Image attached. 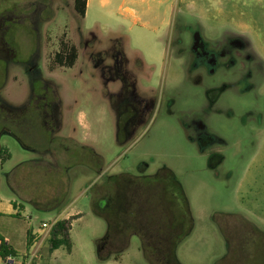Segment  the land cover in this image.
I'll list each match as a JSON object with an SVG mask.
<instances>
[{
  "label": "rangeland",
  "instance_id": "obj_1",
  "mask_svg": "<svg viewBox=\"0 0 264 264\" xmlns=\"http://www.w3.org/2000/svg\"><path fill=\"white\" fill-rule=\"evenodd\" d=\"M196 33L264 56V0H90L83 19L74 0H0V199L19 213L0 223L18 245L45 221L70 229L53 252L46 231L32 264H151L135 228L99 259L94 206L107 176L164 166L193 217L183 264H264V60L195 66Z\"/></svg>",
  "mask_w": 264,
  "mask_h": 264
},
{
  "label": "trees",
  "instance_id": "obj_2",
  "mask_svg": "<svg viewBox=\"0 0 264 264\" xmlns=\"http://www.w3.org/2000/svg\"><path fill=\"white\" fill-rule=\"evenodd\" d=\"M74 2L75 9L83 19L88 0ZM58 56L61 57L60 54ZM76 58L77 53L73 48L66 60L72 66ZM216 155L222 160V154L218 153L211 154L210 159ZM102 187L106 203L103 206L96 202L94 206L95 212L107 221L105 236L96 241L99 259H110L113 254H105L103 248L121 239L125 245L116 253L113 252L117 254L115 258H119L118 253L123 252L129 244L131 233L128 234L127 230L135 228L136 232L133 233L139 235L141 250L151 264H183L178 258L177 248L191 233L194 223L188 198L173 170L164 166L156 174L137 177L112 174L106 177ZM135 188L140 190L137 189L136 195L132 198L135 191L132 193L131 191ZM69 230L64 220L53 226L51 251L61 245H66L70 249ZM16 255V250L0 234V258L5 260L8 256Z\"/></svg>",
  "mask_w": 264,
  "mask_h": 264
},
{
  "label": "crops",
  "instance_id": "obj_3",
  "mask_svg": "<svg viewBox=\"0 0 264 264\" xmlns=\"http://www.w3.org/2000/svg\"><path fill=\"white\" fill-rule=\"evenodd\" d=\"M89 2L90 0H88V3H87L86 13L89 8ZM125 9L133 14L135 12V9L133 7L128 6ZM244 40L249 45L248 47H250L252 42L249 40V38H244ZM248 51H249V48H248ZM253 51H254L253 55L251 53H248L251 59H253L254 61H256V59L264 60V56H261L263 54H260L262 52L261 47L259 48L256 47V50H253ZM17 210L18 209L14 208L11 201H9L8 203H4L2 199H0V220H2L1 218H4V217L14 218V215L17 213ZM6 230L7 229L4 226V224L0 223V234L5 238L6 242L9 245H11L17 252V255L15 256L17 260V264H32L34 262H31V261L34 259V257L38 258L39 255L40 257L42 256V254H39V251L41 250L42 242L46 237V235L42 234L43 233L42 229H38V230H35L32 228L26 229L25 240L22 245L17 244V241H16V238L18 237L17 231H13L10 234H8ZM28 231H30V236H28ZM24 256H26L27 258H24ZM0 264H4V260L2 258H0Z\"/></svg>",
  "mask_w": 264,
  "mask_h": 264
},
{
  "label": "flooded vegetation",
  "instance_id": "obj_4",
  "mask_svg": "<svg viewBox=\"0 0 264 264\" xmlns=\"http://www.w3.org/2000/svg\"><path fill=\"white\" fill-rule=\"evenodd\" d=\"M249 45L246 43V41L243 40H232L227 43L226 50H210L206 44V42L202 39L201 42H199L198 47L192 48L191 45V50H192V55L194 59L196 60L194 65L196 66H203L206 67L209 70H214L215 66L223 59H229L230 57H233L235 55H238L240 52L245 50V55H250L246 50L248 51ZM247 53V54H246ZM242 55V54H240ZM225 61V60H224ZM223 61V62H224Z\"/></svg>",
  "mask_w": 264,
  "mask_h": 264
},
{
  "label": "built area",
  "instance_id": "obj_5",
  "mask_svg": "<svg viewBox=\"0 0 264 264\" xmlns=\"http://www.w3.org/2000/svg\"><path fill=\"white\" fill-rule=\"evenodd\" d=\"M58 221L59 220L55 219L52 222H47V221L43 222L42 227H41V229L43 231L42 234H45L46 231L49 232ZM41 236H43V235H41ZM4 264H17V260H16L15 256H8L4 260Z\"/></svg>",
  "mask_w": 264,
  "mask_h": 264
},
{
  "label": "water",
  "instance_id": "obj_6",
  "mask_svg": "<svg viewBox=\"0 0 264 264\" xmlns=\"http://www.w3.org/2000/svg\"><path fill=\"white\" fill-rule=\"evenodd\" d=\"M195 40H196V43H198L200 41V35H199V33H196L195 34Z\"/></svg>",
  "mask_w": 264,
  "mask_h": 264
}]
</instances>
